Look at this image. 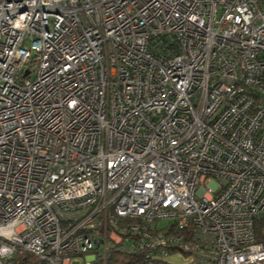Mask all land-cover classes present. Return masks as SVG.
Instances as JSON below:
<instances>
[{
  "label": "built area",
  "instance_id": "built-area-1",
  "mask_svg": "<svg viewBox=\"0 0 264 264\" xmlns=\"http://www.w3.org/2000/svg\"><path fill=\"white\" fill-rule=\"evenodd\" d=\"M113 248L264 264V0H0V264Z\"/></svg>",
  "mask_w": 264,
  "mask_h": 264
},
{
  "label": "trees",
  "instance_id": "trees-1",
  "mask_svg": "<svg viewBox=\"0 0 264 264\" xmlns=\"http://www.w3.org/2000/svg\"><path fill=\"white\" fill-rule=\"evenodd\" d=\"M136 255L113 248L104 256H98L91 264H130L136 261ZM35 259L31 255L15 256V264H33Z\"/></svg>",
  "mask_w": 264,
  "mask_h": 264
},
{
  "label": "rangeland",
  "instance_id": "rangeland-1",
  "mask_svg": "<svg viewBox=\"0 0 264 264\" xmlns=\"http://www.w3.org/2000/svg\"><path fill=\"white\" fill-rule=\"evenodd\" d=\"M26 66L24 65L23 66V69L25 68ZM34 66L31 67V69L33 70ZM31 79L34 78V73L32 71V74H31ZM85 260V257L84 258H77L76 260L73 261V264H81L83 261Z\"/></svg>",
  "mask_w": 264,
  "mask_h": 264
},
{
  "label": "clouds",
  "instance_id": "clouds-1",
  "mask_svg": "<svg viewBox=\"0 0 264 264\" xmlns=\"http://www.w3.org/2000/svg\"><path fill=\"white\" fill-rule=\"evenodd\" d=\"M5 251H7V250L5 249Z\"/></svg>",
  "mask_w": 264,
  "mask_h": 264
}]
</instances>
